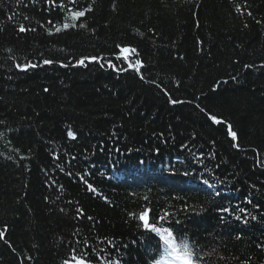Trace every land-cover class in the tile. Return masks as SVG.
<instances>
[{
  "label": "trees",
  "instance_id": "16d2710c",
  "mask_svg": "<svg viewBox=\"0 0 264 264\" xmlns=\"http://www.w3.org/2000/svg\"><path fill=\"white\" fill-rule=\"evenodd\" d=\"M81 259L264 264V0H0V264Z\"/></svg>",
  "mask_w": 264,
  "mask_h": 264
},
{
  "label": "snow or ice",
  "instance_id": "6c2138e0",
  "mask_svg": "<svg viewBox=\"0 0 264 264\" xmlns=\"http://www.w3.org/2000/svg\"><path fill=\"white\" fill-rule=\"evenodd\" d=\"M73 2H74V0H73ZM52 3H53V6H55V0H52ZM62 6H63V5H61V7H62ZM85 15H86V13H85L84 11H76V12H74V16L77 17V18H79V17H83V16H85ZM49 23H51V21H49ZM65 27H67V26H65ZM19 31H20V32H25L26 29H25L23 26H21V27L19 28ZM57 31H59V29H57ZM125 51H127V49H125ZM89 59H90V60H98L99 58H97V57H92V58H89ZM43 63L46 64V65H48V64H52L53 61H50V60H44ZM78 63L81 64V65H83V64L85 63V61H84V59H80V60L78 61ZM36 66H37V65H35V64H29V65H24V66L17 65V68H18L19 70L27 71V69H28L29 67H36ZM62 66H64V65H62ZM45 91H47V89H45ZM176 102H177V101H173V103H176ZM212 119H213L216 123H219V121H216L215 117H212ZM68 135H69V136H72L73 134H72L71 132H69ZM73 138H74V137H73ZM232 138H233V140L236 139V134H235L234 132L232 133ZM202 182H203L204 185L211 187V185L209 184V180L204 179ZM249 203H251V201H249ZM78 211H80V210H78ZM237 211H238L239 213L245 215L244 222L246 223V222H247V216L249 215V214L247 213V210H246L244 207H239V206H238V207H237ZM221 212H227V213L231 214V210H229V209H227V208H222V209H221ZM222 218H223V217H222ZM255 218H256L255 216L252 217V219H255ZM89 219H90V217H89ZM141 219H145V217L142 216ZM235 219L239 221V220H241V216H240V215H236V216H235ZM176 223H179V221L177 220ZM175 251H176V250H175V248H174V249H173V252L175 253ZM184 251H185V255H186V256H190V250L188 249L187 245H184ZM73 259H76V257H73ZM79 264H84V260L81 259V260L79 261ZM185 264H193V261H192L191 259H186V260H185Z\"/></svg>",
  "mask_w": 264,
  "mask_h": 264
},
{
  "label": "water",
  "instance_id": "95a60500",
  "mask_svg": "<svg viewBox=\"0 0 264 264\" xmlns=\"http://www.w3.org/2000/svg\"><path fill=\"white\" fill-rule=\"evenodd\" d=\"M142 223L147 226L148 225V220L147 219H143Z\"/></svg>",
  "mask_w": 264,
  "mask_h": 264
}]
</instances>
